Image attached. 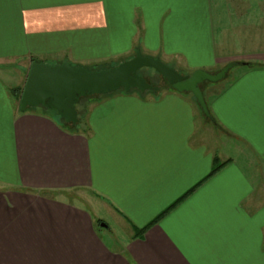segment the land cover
I'll return each instance as SVG.
<instances>
[{
  "label": "crops",
  "instance_id": "1",
  "mask_svg": "<svg viewBox=\"0 0 264 264\" xmlns=\"http://www.w3.org/2000/svg\"><path fill=\"white\" fill-rule=\"evenodd\" d=\"M182 1L0 0V264H264V26L231 28L255 44L235 53L227 28L215 40L212 0ZM228 1L246 16L258 2L264 21V0ZM138 51L192 72L235 64L206 91L214 121L162 86L100 95L82 129L21 112L15 90L33 63ZM106 219L125 242L100 233Z\"/></svg>",
  "mask_w": 264,
  "mask_h": 264
},
{
  "label": "water",
  "instance_id": "2",
  "mask_svg": "<svg viewBox=\"0 0 264 264\" xmlns=\"http://www.w3.org/2000/svg\"><path fill=\"white\" fill-rule=\"evenodd\" d=\"M234 66L235 64H230L216 74L198 70L185 76L160 59L143 56L140 51L132 59L101 71H90L70 62L61 65L33 63L19 105L21 112L36 107L55 111L65 123L77 125L80 121L77 106L83 98L120 90L126 93L132 90L141 93L158 91L159 87L152 85L142 74L144 70H153L171 89L192 94L205 117L214 121L201 86L223 81Z\"/></svg>",
  "mask_w": 264,
  "mask_h": 264
},
{
  "label": "rangeland",
  "instance_id": "3",
  "mask_svg": "<svg viewBox=\"0 0 264 264\" xmlns=\"http://www.w3.org/2000/svg\"><path fill=\"white\" fill-rule=\"evenodd\" d=\"M172 2L175 4V1H172ZM195 2L196 1H188V0L184 1L183 0L182 1V5L187 3L188 4L187 5L188 6V10H190L191 9V7H190L191 4L194 5ZM215 2H216L215 0H212V3H211V5L213 4V10H212V14H211L210 23L212 25H214L215 40L217 38V41H220V38H221L220 37V33H219V27L227 28L228 31H230L231 28H237L240 25L245 24V23L246 24H260L261 23L264 26L263 18L257 13L258 10H257L256 7H257V3L258 2L256 3V1L253 3V7L254 8H252V10L248 14L245 13V14H247V16L244 15V13H240L241 11H238V10H237V12H239L238 14H236V15L230 14V12L236 11V10L234 8H231L230 1H228V0H220V4H219V1H217L219 8L217 7V4H215ZM230 32H231V34L228 35V40L234 39L235 45H233V46H235V49H234L235 53H240V54L245 53V54H247L244 51H247L249 53L251 51H253V49H250V48H252V46H255V44H252L251 42L243 43V41H241V39H240V33L239 32H234V31H230ZM188 35L189 34H187V33L185 34V36H188ZM260 36H261V40H258V41H259V43L262 46L259 47L258 52H263L264 51V49H263L264 48V35L260 34ZM254 42H256V40H254ZM250 43H251V47L249 49H247L249 47ZM227 47H229V46L227 45ZM254 49H256V48H254ZM78 52L80 54L84 55V56H100L103 53L101 51L91 50V49H88V48L85 49V50L80 49ZM157 59H159V58H157ZM123 60L128 61L130 59L129 58L123 59L122 56H114V57H111V58L106 59V60L105 59H102V60L94 59V62H92V63H87V64L84 63L85 65H77V67H83V68L89 69L90 71H101V70H107V69H111L113 67H116V66L120 65L121 63L125 62ZM19 61H22V60L15 61V63H17V66H15V69L13 68V70L11 71V73H12L11 83H17V84H19V86H21V85H23V83L25 81L24 80V75L25 74H24V70L22 69L24 64H25V62H19ZM43 61L44 62L53 63L48 58L43 59ZM49 63H45V64L49 65ZM165 64H167L168 66L174 68L180 74L185 75V76L192 75L195 72V71L192 72V70L177 69L172 63H165ZM196 71H198V70H196ZM206 72H208V71H206ZM209 73H212V72H209ZM142 74L152 85L158 86V87L159 86L168 87V85L163 81L162 77L160 75H158L156 72H154L153 70H144V71H142ZM223 83H225V80H223V81H221L219 83H216V84H213V83H205V84H203L201 86V88L203 90L205 99L207 98V94L208 93L206 91H208L207 90L208 88L210 89V91L211 90L215 91V90L219 89L220 86L223 85ZM98 97L99 96L87 97V98H85V100H83L77 106V109H78V112H79L78 118L80 120L78 126H79L80 129H82L83 109H84V107L87 104L98 102ZM28 111L45 112V113H48V114L53 115L54 117L58 118V115H57V113L55 111L47 110V109H45L43 107L30 108V109H28ZM205 119H207V118L205 117ZM207 120L210 121L209 119H207ZM209 129H213L214 130V128L211 125H209ZM93 203L97 204L99 207L101 205L96 200H93ZM106 220L108 221L106 223L109 226H111V229L110 230L103 229V228H106V226H107V228H109V226L106 223H101L99 225L100 227L98 229L100 231V233H102V232L107 233L106 231H108V232L111 231L112 234H114V237L117 240L125 242L127 240V238H126V236L124 234H122L119 231L118 226L115 223H112L110 219H106ZM101 227H103V228H101Z\"/></svg>",
  "mask_w": 264,
  "mask_h": 264
},
{
  "label": "trees",
  "instance_id": "4",
  "mask_svg": "<svg viewBox=\"0 0 264 264\" xmlns=\"http://www.w3.org/2000/svg\"><path fill=\"white\" fill-rule=\"evenodd\" d=\"M37 63H38V62H37ZM23 89H24V88H20V89L15 90V92L18 93V96H17V97H18V100H19V101H20V98H21V95H22ZM83 100H85V98L81 99V101L79 102V104H80ZM79 104H78V105H79ZM223 166H224L223 164L219 165L218 160L215 161V167H214V169H213L211 175H213V174H215L216 172H218Z\"/></svg>",
  "mask_w": 264,
  "mask_h": 264
}]
</instances>
